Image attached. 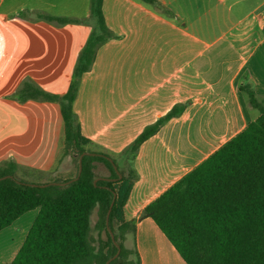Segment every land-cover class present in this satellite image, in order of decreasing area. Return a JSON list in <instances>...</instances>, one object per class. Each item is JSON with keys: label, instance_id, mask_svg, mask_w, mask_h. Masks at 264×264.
<instances>
[{"label": "crops", "instance_id": "obj_1", "mask_svg": "<svg viewBox=\"0 0 264 264\" xmlns=\"http://www.w3.org/2000/svg\"><path fill=\"white\" fill-rule=\"evenodd\" d=\"M156 1L161 10L142 0H104L113 37L81 76L74 112L91 149L117 158L148 126L185 105L140 147L134 160L139 178L124 214L136 226L141 264H186L143 213L258 117L240 87L251 84L264 102V0ZM90 16V0H0V58L9 64L0 60V108L13 113L12 157L33 150L31 117L17 112L33 101L19 100L23 83L52 93L33 74L37 63L48 65L47 74L72 79L93 31L45 17ZM60 88L57 95L67 93L64 83ZM16 119H23L22 132ZM38 213L0 232V264L14 260ZM133 244L129 236L126 246Z\"/></svg>", "mask_w": 264, "mask_h": 264}, {"label": "trees", "instance_id": "obj_2", "mask_svg": "<svg viewBox=\"0 0 264 264\" xmlns=\"http://www.w3.org/2000/svg\"><path fill=\"white\" fill-rule=\"evenodd\" d=\"M142 1L161 10L156 0ZM103 4L104 0H90L91 16L87 19L45 17L59 24H87L93 32L76 65V79L66 94H53L25 81L19 100H45L61 105L64 154L74 150L79 157L76 176L55 182L77 178L80 156L95 155L83 158L79 180L68 186L35 187L34 183L17 178L16 164L0 167V178L10 176L0 181V232L24 214L39 210L10 264H107L118 252L106 224L115 195L110 228L121 253L111 264H141L135 244L136 226L127 222L124 214L139 178L134 160L147 140L183 114L185 105L175 106L148 126L117 158L86 148L90 141L81 132L74 104L81 76L92 69L99 48L113 37ZM240 89L258 111V117L152 201L143 213L155 221L186 264H264V102L251 84ZM109 159H113L122 179ZM98 164L105 165L110 175L95 184ZM95 210L97 239L91 235ZM129 236L134 243L131 248L126 246Z\"/></svg>", "mask_w": 264, "mask_h": 264}, {"label": "rangeland", "instance_id": "obj_3", "mask_svg": "<svg viewBox=\"0 0 264 264\" xmlns=\"http://www.w3.org/2000/svg\"><path fill=\"white\" fill-rule=\"evenodd\" d=\"M0 60L4 63V67L9 65L6 63V58L3 57ZM44 68L47 69L48 65L37 63L33 68V74L35 76L40 75L41 79L38 81L39 84L52 90L51 92L53 94L56 93L54 90L57 92L63 90L60 88L63 83L64 88H66L65 90L68 91L76 79L75 73H73L72 79H61V76L55 73L47 74L43 70ZM46 75L47 78H45ZM17 112L31 117L30 123L32 130L29 132V136L33 138V150L28 152L27 157L21 156L20 154L17 157L11 156L10 137L13 133V127L10 125V121L14 120L11 117L13 113L5 112L0 108V167L14 163L18 166L15 173L17 178L21 181L36 185L55 182L57 180L66 181L74 178L77 174V159L79 153L71 150L68 154H64V121L60 103L33 100L24 110ZM15 121H17L18 132H22L23 128L21 124L23 119H16ZM86 148L91 150L90 145H87ZM97 167L96 174L98 179L110 175L105 165L98 164ZM97 219V210H95L91 218V235L94 239L98 237L97 231L95 230ZM94 245L97 247V242Z\"/></svg>", "mask_w": 264, "mask_h": 264}, {"label": "water", "instance_id": "obj_4", "mask_svg": "<svg viewBox=\"0 0 264 264\" xmlns=\"http://www.w3.org/2000/svg\"><path fill=\"white\" fill-rule=\"evenodd\" d=\"M86 155H95V154L84 153V154H82V155L80 156V160H79V174H78V177H77V178L72 179V180H70V181H68V182H65V183L52 182V183H46V184H42V185L32 184V186H35V187H41V188H46V187H49V186H68V185L72 184L73 182L78 181L79 178H80V176H81V174H82V171H83V158H84ZM109 160H110L111 163L114 165V161H113V159H109ZM114 167H115L117 173L119 174V179H122L123 176L120 174L118 168H117L115 165H114ZM9 177H10V176L4 177V178H0V181H1V180H4V179H7V178H9ZM99 180H100V179H96V180H95V184H96ZM105 180H108V179H105ZM115 200H116V195H115V198H114V200H113V202H112V204H111V206H110V209H109V212H108V215H107L106 224H107V227H108V231H109V233H110V235H111L112 241H113L114 245L117 247L118 252H117V254H116L112 259H110V260L107 262V264H111V262H112L113 260L117 259V258L119 257V255H120V253H121V247H120V245L118 244V242L116 241V239H115V235H114V233L112 232V230H111V228H110V215H111V213H112V209H113V206H114V204H115Z\"/></svg>", "mask_w": 264, "mask_h": 264}, {"label": "built area", "instance_id": "obj_5", "mask_svg": "<svg viewBox=\"0 0 264 264\" xmlns=\"http://www.w3.org/2000/svg\"><path fill=\"white\" fill-rule=\"evenodd\" d=\"M262 17H263V21H264V7H263V11H262Z\"/></svg>", "mask_w": 264, "mask_h": 264}]
</instances>
